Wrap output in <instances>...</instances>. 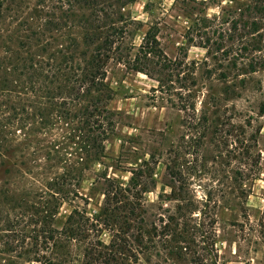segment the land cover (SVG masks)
<instances>
[{
    "label": "trees",
    "instance_id": "obj_1",
    "mask_svg": "<svg viewBox=\"0 0 264 264\" xmlns=\"http://www.w3.org/2000/svg\"><path fill=\"white\" fill-rule=\"evenodd\" d=\"M134 2L60 0L69 6V23L77 7L85 12L71 23L78 24L80 39L70 36L64 44L53 37L61 31L63 19L45 15L44 0L35 9L37 26L12 18L19 27L7 39L11 43L15 37L16 47L0 51V261L4 264H154L162 255L174 264L185 260L205 264L213 253L216 222L207 221L199 210L174 152H169L172 158L167 156L165 166L164 185L170 193L159 196L158 206L149 205L146 196L156 187L159 157L137 159L135 167L123 172L128 174L126 181L115 177L116 171L107 173L104 144L117 137L116 114L108 109L114 99L106 84L108 66L121 65L146 76L157 83L155 92L178 96L171 87L175 83L185 90L183 47L180 57L168 58L155 23L146 25L138 46L133 44L143 25L121 11ZM145 10L151 12L148 5ZM252 26L257 33L256 24ZM203 43L189 39L188 47L206 49L209 40ZM258 44L252 51L246 47L242 51L259 56ZM254 58L242 66L250 73L264 66L261 56L258 61ZM190 82L195 85L193 77ZM172 105L185 112V96ZM60 123L75 124L70 127L72 137L46 138ZM95 165L103 170L91 179L86 172L90 174ZM90 180L84 193L82 184ZM16 182L23 183L21 189ZM96 196L100 204L89 214L87 208ZM165 203L172 208L163 210ZM64 206L71 209L67 216L61 214ZM197 239L203 244L198 252Z\"/></svg>",
    "mask_w": 264,
    "mask_h": 264
},
{
    "label": "rangeland",
    "instance_id": "obj_2",
    "mask_svg": "<svg viewBox=\"0 0 264 264\" xmlns=\"http://www.w3.org/2000/svg\"><path fill=\"white\" fill-rule=\"evenodd\" d=\"M39 1L0 0V13L4 15L0 17V51L6 46L16 47L15 37L11 43L7 39L19 27L12 18L18 16L33 27L38 25L35 9ZM78 8L69 23L67 4L44 0L41 11L63 19L66 26L53 33L58 44H64L70 36L80 39L78 24H71L85 13ZM121 13L143 25L133 40L135 46L140 44L146 25L155 23L160 28V46L168 58L180 57L179 49L184 48L186 80L184 91L177 83L172 84L179 93L171 96L153 91L157 83L144 75L121 65L108 66L106 84L114 93L108 109L116 114L117 137L104 144L107 173L116 171L115 177L126 181L128 174L123 172L135 167L137 159L147 160L151 154L159 157L156 187L146 196L149 205L158 206L159 196L170 193L164 185L168 183L165 166L167 156L171 157L169 152H174L187 177L188 189L200 204L199 210L207 221L216 222V242L205 264H264V66L254 73L242 67L254 57L264 60V0H135ZM253 23L257 33L253 32ZM189 39L209 43L206 49L188 47ZM255 42H259V56L242 51L244 47L252 51ZM184 96L186 110L181 112L172 102L178 105ZM70 127L75 124L60 123L46 138H71ZM101 170L99 165L90 166L86 175L92 179ZM92 182L82 184L84 193ZM15 184L19 189L23 186ZM98 204L100 197L96 196L90 201L88 213L92 214ZM162 208L170 210L172 205L165 203ZM70 211L64 206L61 214L67 216ZM196 243L198 252L203 244L199 239ZM153 263L174 264L164 255ZM183 264L188 263L185 260Z\"/></svg>",
    "mask_w": 264,
    "mask_h": 264
}]
</instances>
